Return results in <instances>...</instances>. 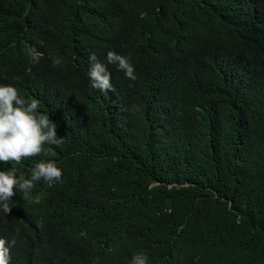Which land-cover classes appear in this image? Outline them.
<instances>
[{
	"label": "trees",
	"instance_id": "1",
	"mask_svg": "<svg viewBox=\"0 0 264 264\" xmlns=\"http://www.w3.org/2000/svg\"><path fill=\"white\" fill-rule=\"evenodd\" d=\"M1 83L64 138L16 167L62 182L14 190L10 264H264V0H0Z\"/></svg>",
	"mask_w": 264,
	"mask_h": 264
},
{
	"label": "clouds",
	"instance_id": "2",
	"mask_svg": "<svg viewBox=\"0 0 264 264\" xmlns=\"http://www.w3.org/2000/svg\"><path fill=\"white\" fill-rule=\"evenodd\" d=\"M32 53L33 59L38 62L42 54L34 48ZM106 58L108 64L115 65L128 79H137L130 57L110 50ZM60 63L59 58H53V66ZM89 63L91 87L101 92L113 90L107 65L100 62L95 54L89 56ZM38 108L39 101L25 100L10 83L0 84V163L12 162L10 167L0 170V213H11L10 202L15 195L14 190L23 192L27 198L41 180L46 183L62 182V170L51 160L35 164L29 179L22 175L24 167H20L19 171L16 169L22 164V159L40 155L45 144L60 146L64 143V138L57 134L58 125L48 114L39 112ZM37 242L35 240L34 243ZM15 243V239L11 241L0 237V264H10V250ZM129 264H148V256L135 254Z\"/></svg>",
	"mask_w": 264,
	"mask_h": 264
}]
</instances>
